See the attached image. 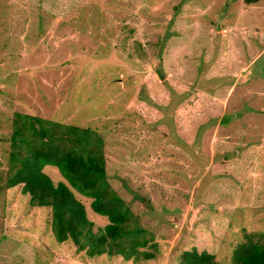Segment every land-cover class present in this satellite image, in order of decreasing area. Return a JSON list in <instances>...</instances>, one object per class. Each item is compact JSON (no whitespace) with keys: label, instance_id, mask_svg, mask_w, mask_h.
<instances>
[{"label":"rangeland","instance_id":"1","mask_svg":"<svg viewBox=\"0 0 264 264\" xmlns=\"http://www.w3.org/2000/svg\"><path fill=\"white\" fill-rule=\"evenodd\" d=\"M15 111L100 132L109 182L158 248L89 257L14 186L0 264H178L191 247L232 264L243 233L264 232V0H0V139Z\"/></svg>","mask_w":264,"mask_h":264},{"label":"trees","instance_id":"2","mask_svg":"<svg viewBox=\"0 0 264 264\" xmlns=\"http://www.w3.org/2000/svg\"><path fill=\"white\" fill-rule=\"evenodd\" d=\"M258 0H245L246 3ZM6 161L0 190L20 186L30 205L50 209V230L57 242L70 241L89 257L107 254L124 260H149L158 244L128 202L111 186L104 137L96 129L15 111L2 137ZM56 167L68 184L54 183L43 171ZM90 198L91 209L107 219L97 230L84 203L71 188ZM232 264H264V232H244L231 249ZM178 264H218L215 255L196 247L183 250Z\"/></svg>","mask_w":264,"mask_h":264}]
</instances>
